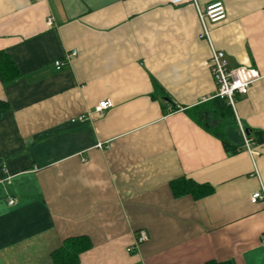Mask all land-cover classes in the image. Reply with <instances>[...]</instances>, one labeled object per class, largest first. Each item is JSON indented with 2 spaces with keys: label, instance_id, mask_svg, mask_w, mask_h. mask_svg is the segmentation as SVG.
Wrapping results in <instances>:
<instances>
[{
  "label": "crops",
  "instance_id": "0c3cea01",
  "mask_svg": "<svg viewBox=\"0 0 264 264\" xmlns=\"http://www.w3.org/2000/svg\"><path fill=\"white\" fill-rule=\"evenodd\" d=\"M213 49L263 76L233 119L208 113L237 153L190 114L216 98ZM0 61V264H55L71 239L79 264H264V144L245 132H264V0H0ZM181 179L212 193L177 197Z\"/></svg>",
  "mask_w": 264,
  "mask_h": 264
},
{
  "label": "built area",
  "instance_id": "2783aa9c",
  "mask_svg": "<svg viewBox=\"0 0 264 264\" xmlns=\"http://www.w3.org/2000/svg\"><path fill=\"white\" fill-rule=\"evenodd\" d=\"M173 6L194 3L196 0H169ZM200 17L203 22V35L202 37L210 41L209 32L206 27V21L217 23L226 19V8L222 2H213L209 4L204 11L200 12ZM54 21L52 18L48 19L47 26L53 27ZM77 52L73 51L66 54L63 60L55 62L57 70H61L64 66L71 64L72 60L76 58ZM210 68L212 77L214 79L217 93L216 98L226 102V104L235 111L237 98L248 94L251 86L257 81L261 80L263 76L256 70L246 67H238L230 69L228 61L224 52L212 50V55L207 62ZM113 104L110 101L104 100L99 102L95 108V113L103 114L105 111L111 109ZM249 146V142H246ZM252 202L257 203L264 200V194L261 192L255 193L252 196ZM10 206H13L16 201L14 198L9 197L7 200ZM148 240V236L144 231H140L137 235L134 247L128 249L129 252L136 250L141 244ZM261 244L264 246V234L261 236Z\"/></svg>",
  "mask_w": 264,
  "mask_h": 264
},
{
  "label": "trees",
  "instance_id": "16d2710c",
  "mask_svg": "<svg viewBox=\"0 0 264 264\" xmlns=\"http://www.w3.org/2000/svg\"><path fill=\"white\" fill-rule=\"evenodd\" d=\"M3 58V56L1 57ZM1 63L3 61H0ZM6 63V61L4 62ZM9 63V60H8ZM11 66V61L9 63ZM12 67L15 69L14 65ZM4 70L0 67L1 79L5 82L6 78L3 76ZM17 74V72L15 73ZM6 104V103H4ZM210 111L216 112L219 116L225 120H231L234 118L233 110L226 104L225 101L215 98L210 104L202 105L193 109L190 113L194 121L204 129H206L213 136L221 140L226 151L229 153H237L238 149L232 146L227 140L223 130L219 127L211 125L208 120V113ZM248 134V138L258 144H264V132L260 130L245 129ZM171 189L175 196L182 194H192L195 197L205 196L212 193V188L207 185H200L194 181L181 179L171 184ZM89 248V242L85 239H71L67 240L61 248H59L54 254L53 259L55 264H79V256L82 252ZM207 264H232V263H216L208 262Z\"/></svg>",
  "mask_w": 264,
  "mask_h": 264
}]
</instances>
